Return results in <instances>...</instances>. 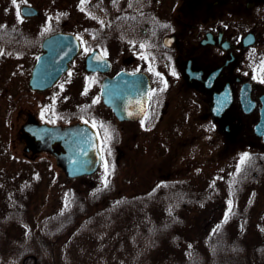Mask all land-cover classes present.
<instances>
[{
  "label": "flooded vegetation",
  "instance_id": "af4514ba",
  "mask_svg": "<svg viewBox=\"0 0 264 264\" xmlns=\"http://www.w3.org/2000/svg\"><path fill=\"white\" fill-rule=\"evenodd\" d=\"M7 5L12 14L4 12L0 18V116L12 114L15 109V120L23 121L15 133L11 121L9 132H13L21 144L27 137L22 131L26 123L68 126L82 122L92 126L99 136L104 160L97 172L102 175L97 190L110 189V194L103 192L96 202V193L92 194L94 198L92 195L79 196L78 232L90 235L116 229L119 234L115 240L125 246L124 252H137L134 258L140 260L152 249L149 242L152 231L159 230L161 234L171 227H180L184 222L194 224L193 217L198 208L202 215H209L201 231L214 230L215 217L224 215L227 203L242 200V196L226 193L230 171L242 169L251 159L248 157L241 163L248 155L257 156L258 163L263 164L264 141L255 127L261 120L264 106V0H114L113 16L109 18L112 24L101 32L82 34L72 32L70 9L64 8V1L62 8L59 5L49 8L41 27L37 21H40L44 9L42 3L40 8L34 0H16V4L11 1ZM24 6L37 8L39 14L24 16ZM57 34H74L79 40L80 51L69 62L68 68L51 82L52 70L40 75L38 68L40 58L46 53L45 42ZM95 51L108 60V71L87 69V59ZM98 60L93 63L104 69L102 59ZM78 65L82 71L78 70ZM122 72L128 74L127 82L111 88L115 110L105 104L102 88L106 80L114 79ZM79 75H82L81 90L93 99L80 104L75 114L65 111L57 114L55 106L70 100V86L77 83ZM15 78L22 87L10 92L6 85L9 80L16 85ZM23 93L39 100L38 104L36 101L32 104L47 107L42 120L37 119V113L19 110L20 104L16 102H22ZM124 106L128 108L127 113ZM25 115L24 121L20 117ZM72 117L79 120L65 122ZM4 119L0 120V137L7 136L2 131L7 128L6 117ZM202 119L215 131L227 136H220L223 138L220 140L212 136V145L221 144L220 159L225 153L228 157L236 155L233 169L228 174L213 173L209 178L208 174L202 183L196 184L198 187L192 193L181 181H171L180 169L163 173L159 177L161 182L152 185L151 191L146 184L141 186V192L139 188H130L126 192L118 188L114 181L119 166L134 149L140 148L143 144L140 139L146 138L162 123L172 127L173 123L177 135L183 127L176 121L185 122V129L192 133L195 132V122L200 123ZM232 148L235 149L233 153ZM167 155L171 161H176L182 154ZM212 158L210 156V160ZM197 174H203L202 167L197 169ZM253 175L258 176L257 173ZM137 176L135 178L131 173L132 186L140 185ZM206 187L209 188L206 195L198 193L199 189ZM30 193H13L8 200L0 194V260L5 258L11 264H45L43 256L46 254L38 249L52 248L58 240L48 236L47 232H66L60 223L70 217L72 200L69 191L63 196L60 209L40 221L38 217L33 219L26 206ZM248 197L250 201L257 200L253 193ZM152 200L159 202V217L165 218L160 222L161 228L150 224L131 226V218L136 217L133 208L150 207ZM9 201L14 202L13 205ZM215 201L224 202L218 204L223 208L221 214L214 211ZM106 202L108 209L105 208ZM122 213L126 218L119 221ZM47 218L52 225L44 224ZM168 223L170 226L165 227ZM193 228L191 226L188 231H199L198 226ZM73 229L68 230L69 234ZM6 243L13 251L8 257L3 252ZM156 243H153L154 248ZM158 243L163 245L161 240Z\"/></svg>",
  "mask_w": 264,
  "mask_h": 264
},
{
  "label": "rangeland",
  "instance_id": "374dc122",
  "mask_svg": "<svg viewBox=\"0 0 264 264\" xmlns=\"http://www.w3.org/2000/svg\"><path fill=\"white\" fill-rule=\"evenodd\" d=\"M11 1L13 0H0V18L2 16V13L4 12L12 14L10 12L11 7L8 8L7 5L11 4ZM36 1L38 2V0H34V4L37 7L40 8L41 3L42 5H44L40 21H37L40 27L41 23L46 18V13L49 12V8H51L52 6L56 7L58 5L62 8L63 1L65 2L64 8L69 7L70 9L69 14L72 32L75 34L98 33L103 31V29L107 25L112 24L109 21V18L113 16L112 12H114V10H112V5L114 0H39L40 5L37 4ZM97 3H99L101 7L94 6ZM83 4L87 5L89 9L86 11H83V9H79V6L82 5L83 7ZM6 17L8 19V14ZM76 23L77 25H75ZM118 49L120 52L122 51L121 48L118 47ZM124 54L127 53L125 52ZM114 56L117 57L118 54L114 53ZM78 70L82 71L80 65H78ZM80 76L82 75H79L76 79L77 83L71 84L70 86V100L66 103L57 104L55 106L57 114L62 111L70 113L71 115L75 114L78 112L77 110L79 109L78 107L80 104L82 105L87 101L93 99V96L89 97L88 93H83V91L81 90L82 78H80ZM15 83L16 85L12 80L8 81L6 86L10 87V92L16 91V87H22L18 86L16 78ZM1 84L4 85V82L1 81ZM21 97L22 102H16L17 105L20 104L19 110L25 109V112L30 111L35 114L37 113V119L39 118L40 120H42L45 116L43 114V111L47 107L42 108V104H32L35 103V101L38 104L39 101L34 100L36 99L34 96L25 95L23 93ZM9 103H11V101H9ZM16 104H14V106ZM9 111H11V108L8 109V112ZM16 111L17 110L14 109L12 110V114L6 113L3 115L1 114L0 116V118L4 121V118L6 117L7 121L5 122L7 128L2 129V131H5V134L7 133V136L0 137V183H2V185L0 184V187L3 188V192H1L0 194L5 195L8 200L10 199V195H12L13 193L22 192L26 194L31 192L29 194L30 200L26 202V206L31 212V216L33 217V219L38 217L39 221L40 219H42V217H45L46 215H49L51 213H55L60 209V207L62 206L61 202H63L64 199L63 196H65L68 191L71 196L78 195L82 197L85 195L89 197V195L96 193V198H94L93 195L91 196V198H94L95 202L101 199V194L103 192L107 191V194H110V189L102 191L97 190L100 184V178L102 177V175L99 173L91 177L69 179L57 165L56 159L48 152L38 151L37 155L33 153H24L27 142L22 141L21 144H19L20 142L14 135L18 125L20 126L19 123L23 122L20 120L18 121V119L15 120ZM173 113L175 115V110ZM25 117L26 115L20 118L24 120ZM173 118L175 117L173 116ZM75 119L79 120L78 118L72 117V119H69L65 122H70ZM11 121L14 133L9 132V125ZM175 123L183 127L182 130H178L180 132L177 135H175L176 128L173 123H171L173 127L165 126L164 123H162L156 130H153L150 134H148L146 138L144 137V139H140V141H142L143 143L140 148H138L137 150L134 149V151L130 153V157H126L122 165L119 166L118 177L117 180L114 181L117 185H119L118 188L124 190V192H126L130 188H139L138 190H140L141 192V186L143 184H146L148 189L151 191L154 188V186L152 185L157 182H161V178L159 177L163 173L170 174L169 172H172L173 169H180L179 173L171 178V181H181L184 186H188L190 191L189 193H192V191H195V188L198 187L196 184L202 183L208 174L209 178L213 173L218 174L220 172L228 174V171L230 169H233L236 155L228 157V154L225 153V157L223 156V159H220V157H222L221 144H218L216 142L215 145H212L211 143L213 138L212 136H216L217 139L221 138L220 136H225L226 138L227 136L224 134V132L222 133L221 131H215L209 125V122H205L203 119L200 123L195 122V132L192 133L188 131V128L185 129V122L176 121ZM1 152H5V154L2 155ZM231 152H235V149L232 148ZM167 154H177L178 156H180L181 154L182 155L176 161H171V159L168 158ZM210 156L213 157L211 160ZM262 162V166L264 169V154H262ZM201 167L203 171L202 175L197 174V169ZM131 173L135 178L138 174L137 177L140 183L139 186L131 185L133 184ZM257 174L258 176L257 178H255L256 183L259 188L260 186H262V193L260 200H257L258 202L255 203V205L257 204L259 206V210L256 213L252 212V219L251 221H249V229L253 227V229L260 231V228H262V230L264 229V173L261 170V174ZM128 180L129 182H127ZM135 182L136 181L134 180V183ZM155 187L157 186L155 185ZM208 190V187H206V189L204 190L199 189L198 193H205L204 195H206L208 193ZM156 197L157 196H155V198ZM70 202L71 206H69V209H71V211H69L68 213L72 214L73 210H80L78 206L79 201H77L78 203H75L74 201ZM9 203L13 205L14 202L9 201ZM20 203L25 206L24 202L20 201ZM218 204L221 205L224 204V202L215 203L214 211L217 215L221 214L223 210L222 207H218ZM252 204L253 202L250 203L241 201V207L246 205H249V207H251ZM146 206L147 207H142L145 208V212L141 211L142 208H133V212L136 217L131 218V226L140 227L147 224L154 226L155 222L162 221V218L159 217L161 207H159L158 202H151L150 207H148L149 205ZM105 208L108 209L107 202L105 204ZM123 208L126 207L123 206ZM199 211L200 210L196 211L197 214L193 217L195 218L194 226H198V228L205 226L206 220L209 216L202 215L201 213H199ZM205 211L208 213V210ZM141 214L144 215L142 216ZM128 216L130 215L128 214L127 217ZM125 218V213H122L120 214V218L118 219L119 221H121ZM114 230L116 232L113 230H105V232L101 231L96 234L90 233V235H84L78 232L79 230L77 225V227H74V229L71 231L72 233L69 234L68 232L64 235L63 238L55 240V242L53 243L54 247L49 248V253H46V255L43 256L44 263L141 264L140 262H150V260L146 261V259L139 260V262L134 258L135 252H124L123 247L125 246H120V243L115 240V237H118L119 233H117L116 229ZM196 233H194V235H198ZM175 248V246H170L168 250L160 249V251L162 250L161 253L159 251L160 256L166 257V253H169L170 255L173 254L175 252ZM10 249L11 248L8 247V244L6 243V247L3 251L4 253H6V257H8L9 254H13V251H10ZM0 264L11 263L4 258L3 260H0Z\"/></svg>",
  "mask_w": 264,
  "mask_h": 264
},
{
  "label": "trees",
  "instance_id": "16d2710c",
  "mask_svg": "<svg viewBox=\"0 0 264 264\" xmlns=\"http://www.w3.org/2000/svg\"><path fill=\"white\" fill-rule=\"evenodd\" d=\"M94 6L99 7L100 4L97 3ZM79 9L86 11L89 7L83 4V7L81 5ZM125 18H127V16L122 19ZM123 32L126 33L125 30H123ZM247 157L251 159L243 165L242 169L230 171L229 182L226 185V193L233 195L237 194L239 197L242 196L241 201L253 202L251 207H249V205L241 207V201L232 202L230 208L229 205L227 206L224 215L215 217L214 230H210L207 233H203L201 227H199V231L196 233L198 235H194V233L188 231L191 226L192 228L194 227V224L188 222H184L180 226L182 227L181 230L180 227H171L161 234L159 230L152 231L150 233L151 239L149 240V242L152 243L150 244V249H152L147 256L140 259H146V261L150 260V262L144 263L136 260L141 264H264V229L262 230V228H260V231L253 229V227L249 229V221L252 219V212L256 213L259 210V206L257 204L255 205V203L260 200L262 193V186L259 188L253 173L261 174V170L264 173V169L263 166L258 163L260 159L257 156L248 155ZM216 193L217 192H215V194ZM250 193L255 194V199L258 201L255 199V201H250L248 197ZM71 200L78 203L79 196H71ZM153 202L158 201H152V203ZM217 202L220 201H215V203ZM186 204H189V202ZM198 210H200V208H198ZM79 211L73 210L70 217L64 219L63 223H60L66 231L65 234L69 232L68 230L71 229V227H77L79 224ZM164 219L165 218H162V220ZM47 220L48 218L44 220V224L49 225L50 222L48 224ZM50 225H52V223ZM160 226H162V223L155 222L154 227L161 228ZM168 226H170L169 223L165 224V227ZM174 226L179 225L175 224ZM47 234L54 239H60L65 235L62 232H47ZM157 236H159V239H157ZM159 240L162 241L160 244L163 245H159ZM153 243L157 244L156 248H154L155 246ZM170 246L176 247L174 249L175 252L171 255L166 253V257H161V251L163 249L168 250ZM160 249L162 250L160 251ZM39 250L42 251V254L49 253L48 247L39 248L38 251Z\"/></svg>",
  "mask_w": 264,
  "mask_h": 264
},
{
  "label": "water",
  "instance_id": "95a60500",
  "mask_svg": "<svg viewBox=\"0 0 264 264\" xmlns=\"http://www.w3.org/2000/svg\"><path fill=\"white\" fill-rule=\"evenodd\" d=\"M23 13L26 16H31L35 15L37 10L26 7L23 9ZM44 48L46 53L40 58L38 73L41 75L52 70L50 73H52L51 82H53L63 70L68 68L69 62L79 52L80 44L73 34H57L45 42ZM98 59H102L106 66L104 69L93 63V60L98 62ZM107 62L98 52H94L87 59V69L108 71L110 66ZM127 80L128 74L121 73L115 79H108L104 82L102 95L107 106L116 110L112 101L111 88L117 83L127 82ZM124 112H128L126 106H124ZM261 113V120L255 127V131L264 140V106ZM22 131L34 149L47 151L55 156L58 165L68 178L89 176L98 170L102 154L99 151L98 136L89 125L77 123L62 127L27 123Z\"/></svg>",
  "mask_w": 264,
  "mask_h": 264
},
{
  "label": "snow or ice",
  "instance_id": "6c2138e0",
  "mask_svg": "<svg viewBox=\"0 0 264 264\" xmlns=\"http://www.w3.org/2000/svg\"><path fill=\"white\" fill-rule=\"evenodd\" d=\"M13 3L14 4H16V0H13ZM18 7V6H17ZM17 15L19 16L20 15V12L18 11L17 12ZM0 54H2V53H0ZM106 135H107V130H106ZM246 159H248V157H244V158H242V161H241V163H243L244 162V160H246ZM105 186H107V182L105 181ZM231 207V202H229V208Z\"/></svg>",
  "mask_w": 264,
  "mask_h": 264
}]
</instances>
